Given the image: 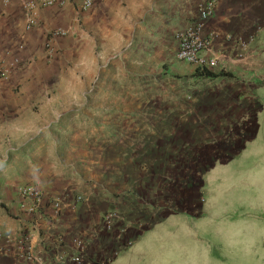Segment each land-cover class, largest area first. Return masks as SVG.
<instances>
[{
	"label": "crops",
	"instance_id": "0c3cea01",
	"mask_svg": "<svg viewBox=\"0 0 264 264\" xmlns=\"http://www.w3.org/2000/svg\"><path fill=\"white\" fill-rule=\"evenodd\" d=\"M25 1L0 0V63L22 64L0 82V254L26 262L17 250L22 226L36 245L48 242L53 231L65 234L68 245L82 238L99 264L104 258L106 264L140 261L154 250H191L188 238L203 236L200 226L219 219L214 189L246 183L250 157L264 158V115L252 111L264 108V35L256 37L260 27L264 33V0H216L206 30L218 37L208 55L219 62L214 73L234 78L201 87H194L196 69L177 59L175 35L194 23L206 0H95L86 13L72 2L36 11L32 30ZM56 27L70 35L54 41L49 56L46 45ZM251 36L243 51L239 40ZM178 87L184 99L171 95ZM136 90L155 92L148 107L154 102L169 109L151 119L145 95H139L140 126L131 132L135 102L123 93ZM179 108L184 115L176 114ZM172 124L183 126L174 131ZM26 184L63 200L55 228L18 213V192ZM132 186L136 194H128ZM74 192L112 200L119 195L113 230L102 225V236L74 217Z\"/></svg>",
	"mask_w": 264,
	"mask_h": 264
},
{
	"label": "rangeland",
	"instance_id": "374dc122",
	"mask_svg": "<svg viewBox=\"0 0 264 264\" xmlns=\"http://www.w3.org/2000/svg\"><path fill=\"white\" fill-rule=\"evenodd\" d=\"M263 3V4H262ZM264 1L259 2V8L264 7ZM261 12V11H259ZM261 15V13H259ZM259 26L262 24L259 22ZM261 28V27H260ZM259 28V32L256 37L259 40L264 33L262 28ZM116 82V81H115ZM129 83H137L136 79L130 78ZM172 96H177V99H184L183 89L175 88ZM264 91V90H263ZM120 92H114V98L121 97ZM131 102V120L130 131H138L140 124L137 119V102L139 95L141 98L145 95L147 102L146 115L151 119L154 116V112H165L169 108H155V104L148 107L149 101H154L156 95L153 90L145 93H138V91H129L123 93ZM160 94V93H159ZM169 93H166L168 96ZM194 97V95H193ZM192 97V98H193ZM167 103V102H166ZM158 106V105H157ZM253 112L264 115V108H253ZM177 115H184L185 109H175ZM195 117H203L202 113L191 114ZM208 116H205L204 127H208ZM204 118V117H203ZM200 122H203L200 120ZM201 125V124H199ZM198 124H194L195 127H199ZM183 125L172 124L171 128L174 131L182 129ZM203 126V125H202ZM148 130L153 131V124L148 123ZM170 130L169 124H164ZM212 146V144H211ZM261 159V160H260ZM250 157V162H247L251 174L249 175L246 183L242 180L232 182L235 185L222 186L214 189V197H218L221 203L220 211L218 214V220H208L200 228H204L200 231L203 236H195L193 240L188 238V242L192 245V249L186 251H161L154 250L147 253L148 256L142 255L140 261L136 258L129 261L127 264H264V158L260 155L259 160ZM256 162V163H255ZM245 167V168H246ZM104 174V173H103ZM242 178V177H241ZM133 187V186H132ZM137 188H132L128 194L137 192ZM82 195L83 201L77 203L75 199L77 196ZM208 195V196H207ZM118 196H114L113 200L110 196H105L103 193L96 195L83 194L74 192L71 197V204H69V211L74 217H79L80 220H84L88 227L99 228L102 236H104V228L108 231L113 230L119 220H116V216L112 220L110 225L106 224L104 220L105 216L111 212H115L117 205L114 200ZM207 198H210L209 193L206 194ZM74 200V201H73ZM114 202V203H113ZM116 213V212H115ZM82 222V221H81ZM201 237L204 239L203 243H197L196 238ZM82 239V238H81ZM85 242V240H84ZM86 243V242H85ZM171 252V253H170ZM188 255L190 258L188 259ZM109 258H104V263H108ZM108 261V262H107ZM0 264H30L23 261H19L12 256L0 254Z\"/></svg>",
	"mask_w": 264,
	"mask_h": 264
},
{
	"label": "built area",
	"instance_id": "2783aa9c",
	"mask_svg": "<svg viewBox=\"0 0 264 264\" xmlns=\"http://www.w3.org/2000/svg\"><path fill=\"white\" fill-rule=\"evenodd\" d=\"M11 0H6L10 3ZM74 3L81 12H89L95 3V0H27L23 8L28 17L27 29L32 30L36 27L34 15L36 11L51 8H64L70 3ZM217 7L216 0H206L199 4V14L194 23L176 33L175 39L178 43L177 59L180 62L193 66L196 71H212L219 66L216 58L209 56L212 49L213 40L218 37L214 31L206 30V23L215 15ZM70 35V31L64 27H56L49 34V40L46 50L50 56L53 53L54 41L64 39ZM254 37L249 41L239 40L243 51L248 49ZM22 67L21 62L16 59L10 66L0 63V82H8L13 70ZM83 196L79 195L75 199L77 203L83 201ZM16 207L20 211L30 216V219L40 217L39 225L47 222L48 225L55 228L61 221L64 213V203L61 198L48 197L45 192L32 184H26L20 187L18 192V202ZM16 212V210H15ZM16 212V214H18ZM116 216L111 212L105 216L106 224L110 225ZM34 225L38 223L34 222ZM17 241V250L19 258L30 264H99L89 258L86 252V243L79 237H74L67 242L66 235L61 232L53 231L48 236L47 241L36 245L34 237L27 228L19 230Z\"/></svg>",
	"mask_w": 264,
	"mask_h": 264
},
{
	"label": "trees",
	"instance_id": "16d2710c",
	"mask_svg": "<svg viewBox=\"0 0 264 264\" xmlns=\"http://www.w3.org/2000/svg\"><path fill=\"white\" fill-rule=\"evenodd\" d=\"M234 78V75L228 72L214 73L212 71H196L194 74V87L205 86L208 83L214 82L218 79Z\"/></svg>",
	"mask_w": 264,
	"mask_h": 264
}]
</instances>
